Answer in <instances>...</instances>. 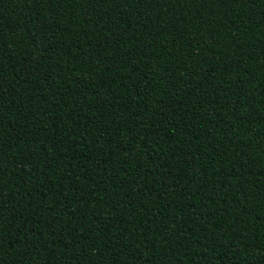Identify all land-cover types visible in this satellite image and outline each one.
Segmentation results:
<instances>
[{
    "label": "trees",
    "instance_id": "16d2710c",
    "mask_svg": "<svg viewBox=\"0 0 264 264\" xmlns=\"http://www.w3.org/2000/svg\"><path fill=\"white\" fill-rule=\"evenodd\" d=\"M0 264H264V0H0Z\"/></svg>",
    "mask_w": 264,
    "mask_h": 264
}]
</instances>
